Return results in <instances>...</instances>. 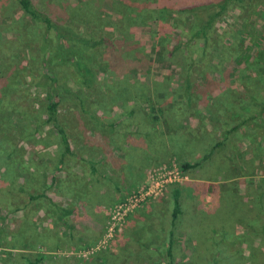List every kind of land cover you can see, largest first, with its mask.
I'll use <instances>...</instances> for the list:
<instances>
[{
  "label": "rangeland",
  "instance_id": "obj_1",
  "mask_svg": "<svg viewBox=\"0 0 264 264\" xmlns=\"http://www.w3.org/2000/svg\"><path fill=\"white\" fill-rule=\"evenodd\" d=\"M35 1L59 17L58 12L67 16L65 6L74 2ZM133 7L120 6L129 42L118 38L112 46L87 49L98 79L86 88L66 64L56 63L59 82L46 77L56 38L17 0H0V264H264V140L248 146L233 134L228 147L196 168H183L204 152L188 142L190 113L198 112L207 133L219 140L224 122L233 126L264 106L256 101L264 100V62L232 56L222 72L212 71L209 51L200 64L206 76L191 79L193 110L169 116L137 103L130 116L135 101L128 84L161 82L168 75L178 89L184 75L183 57L162 58V44L153 38L158 24ZM253 14L261 15L253 31L264 34V0L233 5L218 28L248 32L243 21L251 22ZM136 15L142 25L133 23ZM89 26L78 29L84 33ZM145 53L150 70L141 76L138 59ZM131 71L138 73L125 77ZM116 74L120 79L114 83ZM39 81L45 89L36 87ZM50 88L61 94L59 120L76 155L63 153L60 135L48 121ZM75 91L87 110L80 109ZM171 98L167 94V102L177 99ZM64 168L69 173L57 181L55 174ZM176 190L180 209L174 216Z\"/></svg>",
  "mask_w": 264,
  "mask_h": 264
},
{
  "label": "trees",
  "instance_id": "obj_2",
  "mask_svg": "<svg viewBox=\"0 0 264 264\" xmlns=\"http://www.w3.org/2000/svg\"><path fill=\"white\" fill-rule=\"evenodd\" d=\"M17 1L46 35L53 36L57 40L56 52L47 57V65L49 67L47 68L46 77L54 83L60 81V78L55 75L56 63L69 65L67 66L69 72L81 80V87L90 88L97 82V74L92 67L93 60L86 53L87 49L97 48L102 45L112 46L114 45V39L118 38L126 43L130 41L126 37V32L130 26L125 22L124 10L120 9V6L125 9L128 6H134L132 11L135 14L138 13L139 15L141 13L147 18V21L158 24V29L153 38H157L156 41L162 44V58H171L175 55L183 57L181 62L184 74L183 80L178 89L172 88V80H169L172 76L168 75L164 76V80L161 82L146 80L142 83L138 81L137 83L128 84L127 90L130 91L129 93L132 94L131 98L135 101V104L130 108V116L135 115V105L137 103H145L151 111L162 110L164 114L169 116L173 114L184 115L188 110H193L197 102H195L191 92L194 87L191 79L196 75L197 80L206 76L207 70L201 67L200 64L206 61L209 51L212 54V59L209 61L212 71L220 70L222 72L223 68L221 67L226 62H231L230 58L232 56L246 61L255 56L256 63L264 62V47H258V44L264 41V34L262 32L256 34L252 27V25L257 23L261 15L253 14L251 22L245 23L250 21L251 18L243 21L244 27L245 24H248V32L241 29L237 31L232 29L220 31L218 28V25L222 26L221 20L224 17H228L227 14L231 7L244 0H74V2H68L65 6L67 16L64 12L57 13L58 15L63 14L61 17L45 11L35 0ZM104 9L110 13L118 12L119 16H111L107 14L108 12H104ZM52 10H55V8ZM133 21L136 26L142 25L144 22L137 15L134 16ZM83 24L85 26L90 24L84 33L78 29V25ZM104 31H109V34L100 33ZM252 32L254 34L249 40L251 44H248L249 46L245 45L246 41H248L247 36L251 35ZM254 47H257V51L252 55L251 51H253ZM124 55L128 56L127 54ZM123 58L127 60L125 56ZM147 58L149 57L145 53L141 59H138L143 61L138 68L141 76H147V71L150 70V68L145 66ZM126 69L134 71V67H127ZM132 71V75L130 72H126L125 74L127 75L125 77L129 78L134 76V74L137 75L138 72ZM109 72H113L112 69H109ZM119 77L118 74L114 76V83L120 79ZM139 83L140 85H138ZM159 85H162V87L158 88ZM36 87L39 90L45 89L42 81L36 82ZM80 89L82 90V88ZM47 92L48 121L53 124L60 135L63 153L65 155H76L71 137L59 120L61 94L54 88L48 89ZM74 93L80 99V109L83 111L87 110L85 109L86 105L83 96H79L76 91ZM167 94L168 98L172 97L171 99H174L173 97H177V99L167 102ZM114 96L117 97V95ZM217 99H215V102H217ZM200 101L198 100L199 104ZM256 101L257 103L262 102V105L264 104V100L261 98H257ZM190 115H193L194 121L188 124V135H192L188 142L198 146L196 147L197 149L201 146L204 152L201 158L185 162L183 168L186 170L198 167L209 157L218 153L219 150L228 147L233 134L240 136L241 140L246 141L248 146H257L260 139L264 140V106L260 108L258 113H255L254 110L249 111L248 115L240 118L233 126H229V124L224 122V129L222 128L221 130V138L219 140H216L214 133H207V125L203 124L198 112L193 111ZM101 117L96 119H101L102 121ZM195 119L198 120V123ZM179 123L180 121L177 124ZM137 133L143 134V130L138 128ZM147 134L151 135V131H148ZM258 185L260 189L263 187V183ZM178 196L179 190H176L174 216H177L180 209ZM260 206L264 210V197L261 198ZM262 232L264 234V223ZM169 253L172 254L171 250ZM39 261H33L31 264H38Z\"/></svg>",
  "mask_w": 264,
  "mask_h": 264
},
{
  "label": "crops",
  "instance_id": "obj_3",
  "mask_svg": "<svg viewBox=\"0 0 264 264\" xmlns=\"http://www.w3.org/2000/svg\"><path fill=\"white\" fill-rule=\"evenodd\" d=\"M73 149H74V147H73ZM75 151V150H74ZM97 168L98 169H101V166H100V163H98L97 164ZM69 169H67V168H64V169H61L60 170V172H57L55 175H56V178H57V181L59 180V179H62L65 175H67L68 173H69V171H68ZM71 172H73V171H71ZM71 174H73V173H71ZM64 175V176H63ZM73 188L75 189V185L73 184Z\"/></svg>",
  "mask_w": 264,
  "mask_h": 264
}]
</instances>
